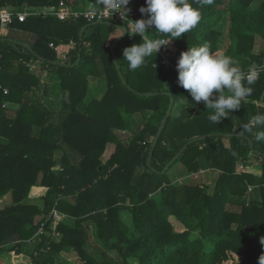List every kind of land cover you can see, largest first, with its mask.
<instances>
[{
    "label": "trees",
    "instance_id": "16d2710c",
    "mask_svg": "<svg viewBox=\"0 0 264 264\" xmlns=\"http://www.w3.org/2000/svg\"><path fill=\"white\" fill-rule=\"evenodd\" d=\"M60 1L0 0V10ZM88 1L100 6L99 0H80ZM190 2L201 11L199 24L176 39L159 34L172 42L174 54L208 42L244 71L264 66V0ZM141 6L146 0L129 5L132 11ZM226 16L230 44L222 50ZM115 24L32 15L2 30L0 21V84L8 89H0V201L12 197L0 204V264H71L65 256L71 253L77 264H259L264 141H255L256 127L247 132L243 126L264 113V72L239 109L212 123L213 110L193 100L178 84V71L164 67L158 54L135 71L128 68L123 50L140 36L128 33L115 45L118 70L111 50L120 36L114 37ZM71 41L77 49L64 59ZM44 73L53 96L40 91ZM91 77L106 80L107 89L89 100ZM161 91L172 92L175 104L150 154L172 97L145 93ZM54 95L61 96L60 109L52 105ZM178 163L184 182L170 176ZM203 170L215 173L212 184L200 181ZM53 210L65 215L59 223L50 218ZM46 220L42 241L34 245L30 240Z\"/></svg>",
    "mask_w": 264,
    "mask_h": 264
},
{
    "label": "clouds",
    "instance_id": "9594fccd",
    "mask_svg": "<svg viewBox=\"0 0 264 264\" xmlns=\"http://www.w3.org/2000/svg\"><path fill=\"white\" fill-rule=\"evenodd\" d=\"M197 2L202 6L211 4L213 0ZM130 3L131 0H99L101 7L89 11L112 16L119 13L127 22L124 25L128 33L141 37L140 43L123 50V57L132 71L144 66L147 58L154 53L157 55L161 47L169 43L160 39L159 34L176 39L195 28L201 20L200 9L193 7L190 0H146V6L139 9L142 18L138 20L129 18L132 11ZM150 31H155L157 38L145 35ZM177 70L178 84L190 93L195 102H203L207 109L213 110L208 119L218 124L240 108L241 101L252 92L250 86L256 82L260 72H264V66L253 65L244 71L232 56L211 51V45L205 42L183 51ZM253 127L258 129L255 141H264V130H259L264 129V113L254 115L243 130L251 132ZM260 242L264 244V237ZM259 264H264V255L259 257Z\"/></svg>",
    "mask_w": 264,
    "mask_h": 264
},
{
    "label": "built area",
    "instance_id": "2783aa9c",
    "mask_svg": "<svg viewBox=\"0 0 264 264\" xmlns=\"http://www.w3.org/2000/svg\"><path fill=\"white\" fill-rule=\"evenodd\" d=\"M101 6H97L94 2H90L89 5L85 8H77L74 7L72 3H68L65 0H61L57 6H44L43 8H32L29 5H24V7L18 11H11L9 9H2L0 10V21L2 30L8 28V26L12 23L14 18H18L20 21H25L29 16H36L42 15L44 17L48 15H55L60 20H86L89 23L93 22H114L119 25H124L127 22L120 17L119 13L114 14H103L101 12L91 13L90 9H99ZM140 11H131L129 13V18L134 19L136 15H138ZM148 36L147 34H145ZM151 38L150 36H148ZM160 39H164L166 42L169 41L167 45L161 47L160 51L157 53L160 56L161 63L166 68H172L177 70V66L174 62V52L172 47V42L167 39L166 37H159ZM51 47L54 48L55 44L52 42ZM78 43L75 41H71V44L68 50L61 54V57L67 59L69 54L77 49ZM33 69L37 67L36 64H29ZM259 66V65H258ZM178 71V70H177ZM0 89H3L4 93H8V89L4 88L0 84ZM65 215L60 213L58 210H53L51 212L50 218L53 217L55 223H59L61 219L64 218ZM49 219V218H48ZM46 224L47 220L44 221L41 226L39 227L38 232L33 237V240H30L34 245L36 243L42 241V236L45 234L46 231Z\"/></svg>",
    "mask_w": 264,
    "mask_h": 264
},
{
    "label": "rangeland",
    "instance_id": "374dc122",
    "mask_svg": "<svg viewBox=\"0 0 264 264\" xmlns=\"http://www.w3.org/2000/svg\"><path fill=\"white\" fill-rule=\"evenodd\" d=\"M71 2H72V4H77V3H79V5H80V3H81V8H84L88 3H90V2H92V1H88V3L87 4H84L83 2H80V0H70ZM73 6H76V5H73ZM83 6V7H82ZM220 28H221V30L224 32V37L222 38V40L220 41V43H219V46H220V48L222 49V50H226L227 49V47H228V45L230 44V40H229V33H228V29H229V19H228V17L226 16L225 17V19H224V21L221 23V25H220ZM122 34V32H121V30L119 29V30H117V32H116V34L114 35V37H116V36H119V35H121ZM146 34V33H145ZM118 38V37H117ZM116 39V38H115ZM175 57H176V61L177 60H179V58H180V55L181 54H179L178 52H176L175 54ZM175 60V59H174ZM40 66V65H39ZM173 78H177V75L176 74H174V73H171V79H173ZM91 79V82H92V80H95V78H93L92 79V77L90 78ZM104 80V79H103ZM101 83H102V88H101V90L100 91H98V93H100L99 95H101L103 92H104V90H106L107 89V82H106V80H104V82H102V80H101ZM100 83V84H101ZM131 89H133V88H131ZM98 90V89H97ZM49 92V91H48ZM48 94H50V92L48 93ZM90 97L91 96H93L94 97V95H89ZM98 98H100L99 96H97ZM61 96L59 97V96H57V97H53V102H52V105H53V107H55V108H57V109H60V107H61ZM113 145H110L109 147H108V149H107V151H106V154H105V159H107L108 157H110V155L112 154V152H113ZM178 165H183V164H176L175 166H173V169L171 170V172H172V174H170V176H171V178L173 179V181H176V182H184L186 179H185V175H184V171H183V169H182V167H180V166H178ZM241 167L242 166H239V170L241 169ZM179 172H178V171ZM259 171H260V167H256L255 169H254V172L256 173V172H258L259 173ZM210 175V177H209V179H207L206 177H205V175L203 174L202 175V177H200V181H207V182H210V184H212L213 183V179H214V177H215V173L214 172H211L210 174H208V176ZM254 187H251L250 188V191H252V189H253ZM249 191V192H250ZM175 221V224H176V227H177V229L178 230H183V228H182V226H179L178 225V223H177V221L176 220H174ZM198 235L197 234H193V238H196ZM31 240H33V238L31 239ZM31 242V241H30ZM37 244V243H36ZM66 256V258L68 259L69 258V260H68V262L70 261V263L71 264H77L78 263V261H77V259H76V253H71V254H66L65 255ZM7 264H8V262H7Z\"/></svg>",
    "mask_w": 264,
    "mask_h": 264
},
{
    "label": "water",
    "instance_id": "95a60500",
    "mask_svg": "<svg viewBox=\"0 0 264 264\" xmlns=\"http://www.w3.org/2000/svg\"><path fill=\"white\" fill-rule=\"evenodd\" d=\"M98 23H99V22H93V23H91V24H92V25H96V24H98ZM89 26H90V24H88V25H86V26H84V27L82 28L81 35H80L81 46H82V44H83L82 41H83V39H84V33H85V30H86ZM115 26H116L118 29L120 28V29L123 30L122 35H120L118 38H116V39L114 40V42L112 43V45H111V50H112L113 55H114V61H115V64H116L118 70L121 72V67H120V64H119V61H118L117 55L115 54L114 47H115V45H116L121 39H123V38L128 34V31H127L126 27L123 26V25L115 24ZM122 79H123L124 83L127 85L128 83H127V80H126L125 76L122 75ZM132 90H134V89H132ZM138 94H143V93L138 92ZM165 94H167V95H169V96L172 97V103H171V105H170V108H169V110H168L166 116H165L164 119H163V122H162V124H161V126H160V129H159L157 135L155 136V138H154V140H153L150 154H153V152H154V150H155V148H156V146H157V144H158V141H159V139H160V137H161V134L163 133V131H164V129H165V126H166V124H167V121H168L170 115L172 114V110H173V107H174V104H175V97H174V94H173L172 92H166V91H161V92H148V93H145V95H147V96H157V95H165ZM225 135H226V136H230L231 134H225ZM207 137H208V135H205V136H202V137H200V138H198V139H205V138H207ZM198 139H195V140H198ZM191 142H193V141H190L187 145H185V148H186ZM179 155H180V154H177V155L173 158V160H172V161H171V162L165 167V169L163 170V173L166 172V171L169 169L170 165H171V164H172V163H173V162L179 157Z\"/></svg>",
    "mask_w": 264,
    "mask_h": 264
},
{
    "label": "crops",
    "instance_id": "0c3cea01",
    "mask_svg": "<svg viewBox=\"0 0 264 264\" xmlns=\"http://www.w3.org/2000/svg\"><path fill=\"white\" fill-rule=\"evenodd\" d=\"M81 7V6H80ZM122 35V34H121ZM39 65L36 67V68H38L39 69ZM35 68V69H36ZM101 80H102V82H104V80L103 79H95V80H92V82H91V87H90V91H89V95L91 94V95H94V97L93 96H89V100H92L93 98H95V97H97V96H99V97H101L102 95H103V93L106 91V90H104V92L101 94V95H99L100 93H98V91H100L101 90V88H102V83H101ZM101 83V84H100ZM51 89H52V87H51V81L49 80V78H47V76H46V74L44 73L43 74V88L40 90L41 92H43V91H49L50 92V94L53 96V94L51 93ZM98 89V90H97ZM48 92V93H49ZM55 97H57V95H54ZM178 166H180V167H182L181 165H178ZM178 171V170H177ZM179 172V171H178ZM205 171L203 170L202 171V173L205 175V177L206 178H209L210 177V175L208 176V174H210L211 172L210 171H208V172H205ZM261 173V168H260V171H259V173L258 172H256V174H260ZM202 174V175H203ZM201 175V176H202ZM4 197H6V199L5 200H3V198ZM2 199H1V201H0V204L1 205H5V204H10L11 202H12V197H11V194H7V195H5Z\"/></svg>",
    "mask_w": 264,
    "mask_h": 264
}]
</instances>
